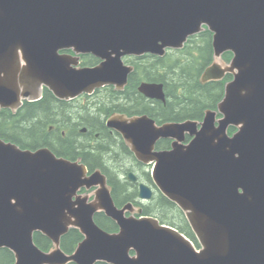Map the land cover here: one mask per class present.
<instances>
[{"label": "water", "instance_id": "95a60500", "mask_svg": "<svg viewBox=\"0 0 264 264\" xmlns=\"http://www.w3.org/2000/svg\"><path fill=\"white\" fill-rule=\"evenodd\" d=\"M206 29L214 61L200 82L232 79L200 129L146 116L107 122L138 161L153 164V182L186 212L200 252L174 228L134 217L132 204L118 209L99 170L88 175L79 160L0 138V249L13 264H264V0H0V109L16 112L43 87L65 101L107 85L122 90L133 70L124 57H163ZM226 52L230 62H218ZM80 55L100 63L79 67ZM138 91L164 101L162 83ZM185 134L194 136L188 144ZM160 138L173 139L172 148L155 152ZM91 188L93 200L79 194ZM140 197L151 198L143 184ZM96 213L118 230L99 227ZM70 229L82 240L65 253ZM36 233L49 250L36 245Z\"/></svg>", "mask_w": 264, "mask_h": 264}, {"label": "trees", "instance_id": "16d2710c", "mask_svg": "<svg viewBox=\"0 0 264 264\" xmlns=\"http://www.w3.org/2000/svg\"><path fill=\"white\" fill-rule=\"evenodd\" d=\"M212 54L211 34L208 31H204L190 38L181 50L168 52L163 58L153 59L148 57V60H145L146 62H142L145 65H135L131 79L134 82L148 81L162 83L165 88L167 106L166 110H161L162 104L160 102L146 101L135 92V87H130L128 91H133L127 92V98L130 102L133 100L136 104L134 105L135 107H129L131 104H127L125 108H157L154 114H159V117L162 118H172L173 120L199 118L204 109L214 108L221 101L224 84L226 80H230V77L226 76L222 81H213L205 84L199 82L203 70L212 63ZM222 58L225 61H229L231 54L224 53ZM92 61L93 58H85L84 64H90ZM80 116H83V119H79L81 121L77 119L73 120L74 123L69 127L70 131L64 140L57 137L58 132L46 135L44 132L48 124H53L59 129L61 127L60 124L71 123V118L66 114L63 103L52 104L51 102H47L46 98H43L37 103H25L16 113H12L6 109L0 110V138L5 141H11L23 149H34L42 145L51 147V142H54V139L57 137L58 145L62 143L65 148L57 147V152L61 153V156L64 155L63 152L69 154L76 151L83 152L85 144L82 143V138L74 135V132L80 126L86 125L88 127L86 137H92L95 131L99 132L98 127L100 123L94 116H88L84 110L80 112ZM234 131L233 127L228 129L229 134H232ZM102 138V134L100 133L98 143ZM112 148L114 151H118V154ZM124 150L122 147L115 148L111 144L100 145L97 149L98 155L92 157V161H88L89 151H85L87 153H84V159H87L90 164L89 166L113 164L115 160L118 161L116 155L120 160L123 159L121 158V151ZM54 152L56 153L55 150ZM124 161L126 162V160ZM162 202L166 206L169 205L166 199H162ZM165 205L163 204V207H166ZM146 212L151 213L152 211ZM95 222L107 232L116 230L115 224L104 218L97 217ZM81 240L82 236L80 233L76 229H70L61 238V248L65 253H71ZM34 242L43 251H47L51 247V242L38 233L34 234ZM13 262V254L7 249H0V264H13ZM96 264L105 263L99 262Z\"/></svg>", "mask_w": 264, "mask_h": 264}, {"label": "flooded vegetation", "instance_id": "af4514ba", "mask_svg": "<svg viewBox=\"0 0 264 264\" xmlns=\"http://www.w3.org/2000/svg\"><path fill=\"white\" fill-rule=\"evenodd\" d=\"M60 53H66V54H73L70 50L60 51ZM157 58L151 55H142V56H129L124 58V65L131 66L133 68L132 72L128 75L127 83L125 87L122 90H116L115 86L113 85H107L99 89H95L92 94H81L77 96L74 99L65 101L60 100L53 96L52 92H50L46 88H42L41 90V96L37 101L34 102H23V105L25 103H37L43 98L47 99V102H51L52 104H58L63 103L66 109V114L71 118V123L69 124H60L61 127L59 129L56 128L53 124H48L45 130V134H55L58 132L57 137L59 139L64 140L66 136L68 135L70 128L72 126L73 120L77 119L78 121H81L79 119H83V116H80V112L82 110L85 111V113L88 116H94L95 119L100 123V126L98 127L99 132L95 131L92 137H86L88 133V127L86 125H82L77 129V131L74 132V135L78 136L79 138H82V143L84 145V151H76L74 153H66L63 152L64 155H60L61 153L57 152V147L60 146L62 148L63 144L60 145L57 141V137L54 139V142H51L50 146H39L34 149L26 148L32 151H35L40 148H47L49 149L55 156L58 158H65L69 161L75 162L77 160L82 163L88 172V175L92 174L96 170H99L107 180V184L110 186V194L112 197V200L116 207L118 209L123 208L127 204L133 205V216L136 218H139L140 216H150L158 220L160 225H164L167 227L174 228L176 231H178L190 244L192 245L195 252H200L201 245L198 241V238L193 231L190 220L186 215V212L182 210L176 202H173L169 199H167L162 193L158 190L155 183L152 179V168L153 164H144L140 161H138L134 154L130 151V149L127 147L124 139L122 136L115 130L108 127L107 122L111 117H115L116 115H122L126 118H133V117H141L146 116L150 119H152L157 126H161L167 123H182L185 121H191L195 124L196 129H200L201 123L203 122V119L205 117V113L208 110L216 111L217 104L214 108H206L202 111V114L199 118H183L180 120H173L172 118H162L159 117V114H154V111L157 108H125L127 107V104H131L129 107H135L136 104L133 100H130L127 98V92L133 91L129 90L130 87L136 88L135 92L141 95L146 101L151 102H160L162 105L161 110H166L167 106V98L165 93V88L163 85V92H164V101H159L156 99H149L144 97L139 91L138 88L141 83H158V82H148V81H138L134 82L131 79V75L134 72L135 65L143 66L142 62H146L145 60H148L147 58ZM85 58H93L92 63L90 64H84ZM100 63V60L97 58L88 56V55H81L79 59V65L81 67H93ZM229 76V75H228ZM230 77V76H229ZM231 78V77H230ZM228 81V80H226ZM224 96V89H223V95ZM222 100V99H221ZM58 102V103H57ZM23 105L20 107L22 108ZM154 107L153 105H151ZM19 108V109H20ZM18 109V110H19ZM17 110V111H18ZM221 117V115L217 112L215 117V123L216 121ZM61 120V119H57ZM76 123V122H75ZM86 124V123H85ZM102 134V139L98 143V137L99 134ZM73 135V136H74ZM194 136H190L189 134L184 135V141L183 144H188L192 141ZM86 142H85V141ZM84 141V142H83ZM173 139L170 138H160L156 141L154 145V151L160 152V151H168L172 148ZM106 144H111L113 147H122L125 150L121 151V158H118L116 155V159L118 161H114V163H109L108 165L105 164H99V165H92L88 163L89 160L92 161V157H96L98 155L97 149L100 145L105 146ZM23 149V148H22ZM56 153L54 152V150ZM65 149V148H64ZM113 150V148H112ZM85 151H89V157L88 161L87 159H84L85 154L87 153ZM114 151V150H113ZM118 154V151H114ZM69 154V155H68ZM91 158V159H90ZM86 162H85V161ZM126 160V162L124 161ZM123 161V162H122ZM88 163V164H87ZM118 167V168H117ZM145 185L150 193L151 198L150 199H144L140 197V185ZM115 189V190H114ZM94 188H91L90 190L82 189L79 193L86 196L88 195V201H91L93 199V192ZM162 199H166L169 203L168 206L165 205L164 202H162ZM166 207H163V204ZM167 208V209H166ZM138 209L141 210V213L138 214ZM146 211H152L151 213H147ZM131 213L126 212V216H130ZM104 218L106 220H109L113 222L110 218L106 217L103 213H96L94 215V219L96 218ZM115 224V222H113ZM116 226V224H115ZM118 230V227L116 226V230ZM113 231V232H115ZM130 255H134L133 252H130Z\"/></svg>", "mask_w": 264, "mask_h": 264}, {"label": "bare ground", "instance_id": "6f19581e", "mask_svg": "<svg viewBox=\"0 0 264 264\" xmlns=\"http://www.w3.org/2000/svg\"><path fill=\"white\" fill-rule=\"evenodd\" d=\"M204 31H208V30H207V29H206V30H203V31H201L200 33L204 32ZM208 32H209V31H208ZM200 33H198V34H200ZM198 34H196V35H194V36H192V37H190V38H193V37L197 36Z\"/></svg>", "mask_w": 264, "mask_h": 264}, {"label": "rangeland", "instance_id": "374dc122", "mask_svg": "<svg viewBox=\"0 0 264 264\" xmlns=\"http://www.w3.org/2000/svg\"><path fill=\"white\" fill-rule=\"evenodd\" d=\"M220 62L224 64V62H223V61H221V60H220Z\"/></svg>", "mask_w": 264, "mask_h": 264}]
</instances>
